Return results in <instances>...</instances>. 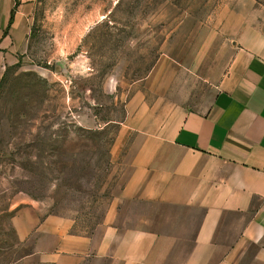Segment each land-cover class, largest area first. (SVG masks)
I'll return each mask as SVG.
<instances>
[{
	"label": "rangeland",
	"instance_id": "obj_1",
	"mask_svg": "<svg viewBox=\"0 0 264 264\" xmlns=\"http://www.w3.org/2000/svg\"><path fill=\"white\" fill-rule=\"evenodd\" d=\"M261 34L264 0H35L0 76V264L30 248L16 244L15 205L81 231L101 220L120 194L127 105L163 76L195 103Z\"/></svg>",
	"mask_w": 264,
	"mask_h": 264
},
{
	"label": "crops",
	"instance_id": "obj_2",
	"mask_svg": "<svg viewBox=\"0 0 264 264\" xmlns=\"http://www.w3.org/2000/svg\"><path fill=\"white\" fill-rule=\"evenodd\" d=\"M34 1L0 0V76ZM209 83L191 104L163 76L125 107L120 194L88 231L15 205L16 244L30 248L14 263L264 264V34Z\"/></svg>",
	"mask_w": 264,
	"mask_h": 264
},
{
	"label": "clouds",
	"instance_id": "obj_3",
	"mask_svg": "<svg viewBox=\"0 0 264 264\" xmlns=\"http://www.w3.org/2000/svg\"><path fill=\"white\" fill-rule=\"evenodd\" d=\"M109 80L111 84L110 93L115 92L118 85V80L115 77H110Z\"/></svg>",
	"mask_w": 264,
	"mask_h": 264
},
{
	"label": "trees",
	"instance_id": "obj_4",
	"mask_svg": "<svg viewBox=\"0 0 264 264\" xmlns=\"http://www.w3.org/2000/svg\"><path fill=\"white\" fill-rule=\"evenodd\" d=\"M11 19V16L9 17V20Z\"/></svg>",
	"mask_w": 264,
	"mask_h": 264
}]
</instances>
